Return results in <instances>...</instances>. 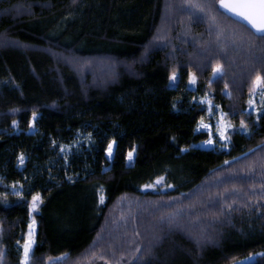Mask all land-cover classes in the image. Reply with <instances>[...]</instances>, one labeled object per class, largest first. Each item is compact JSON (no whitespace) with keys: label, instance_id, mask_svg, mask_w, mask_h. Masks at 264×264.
<instances>
[{"label":"trees","instance_id":"trees-1","mask_svg":"<svg viewBox=\"0 0 264 264\" xmlns=\"http://www.w3.org/2000/svg\"><path fill=\"white\" fill-rule=\"evenodd\" d=\"M242 7L0 0V264L30 220L26 264H264V28ZM206 98L226 151L196 147Z\"/></svg>","mask_w":264,"mask_h":264},{"label":"rangeland","instance_id":"rangeland-1","mask_svg":"<svg viewBox=\"0 0 264 264\" xmlns=\"http://www.w3.org/2000/svg\"><path fill=\"white\" fill-rule=\"evenodd\" d=\"M219 71H220L219 68L215 69L214 74H217ZM260 100H261V91H257L253 95V98L247 108V111L259 115L261 113L260 105H259ZM200 103H203L206 105L207 114H206V120L198 124L196 131L207 133L208 139L207 141L201 144H198L196 147L199 149H204V150L226 151L228 141L226 139L225 133L227 129L229 128V126L224 119V113L220 110V108L217 105L212 103L207 98L201 100ZM79 145H80L79 142H76L74 146H79ZM61 150L63 153L67 154L69 153L70 147L64 146L62 147ZM112 153H113V146L109 145L106 151V156L109 160H111ZM127 161L129 162L132 161V157L128 156ZM35 230H36L35 224L32 220H30L29 221V232L25 239V244L21 248V253H22L21 264L27 263L29 253L31 252L34 246ZM250 261L251 259H245L236 264H247Z\"/></svg>","mask_w":264,"mask_h":264},{"label":"water","instance_id":"water-1","mask_svg":"<svg viewBox=\"0 0 264 264\" xmlns=\"http://www.w3.org/2000/svg\"><path fill=\"white\" fill-rule=\"evenodd\" d=\"M237 2L243 4L242 13L248 15L253 20V27L264 21V0H237Z\"/></svg>","mask_w":264,"mask_h":264},{"label":"flooded vegetation","instance_id":"flooded-vegetation-1","mask_svg":"<svg viewBox=\"0 0 264 264\" xmlns=\"http://www.w3.org/2000/svg\"><path fill=\"white\" fill-rule=\"evenodd\" d=\"M259 25L260 26L264 25V21H261L260 23L257 24V26H259ZM263 28H264V26H263Z\"/></svg>","mask_w":264,"mask_h":264}]
</instances>
